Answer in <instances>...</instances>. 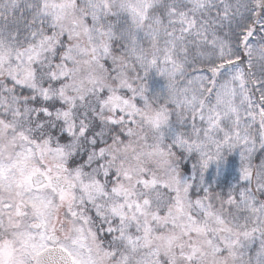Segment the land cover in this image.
Listing matches in <instances>:
<instances>
[{
    "label": "snow or ice",
    "instance_id": "snow-or-ice-1",
    "mask_svg": "<svg viewBox=\"0 0 264 264\" xmlns=\"http://www.w3.org/2000/svg\"><path fill=\"white\" fill-rule=\"evenodd\" d=\"M0 264H264V0H0Z\"/></svg>",
    "mask_w": 264,
    "mask_h": 264
}]
</instances>
